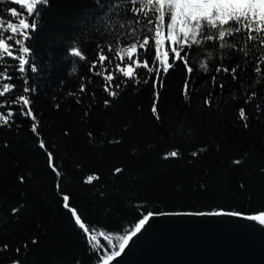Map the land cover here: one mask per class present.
<instances>
[{"label": "trees", "instance_id": "trees-1", "mask_svg": "<svg viewBox=\"0 0 264 264\" xmlns=\"http://www.w3.org/2000/svg\"><path fill=\"white\" fill-rule=\"evenodd\" d=\"M113 2L48 0L39 17V27L30 41L39 71L26 75L38 89L31 96L32 108L40 121L38 136L53 153L62 173L60 193L47 154L30 130L31 121L15 116L11 128H0V247H9L0 252V264L12 259L20 264L100 263L89 250L82 230L74 224L71 212L63 208L62 194L69 196L71 208L77 210L90 230L112 238L113 244H108L98 236L101 250L107 247L108 254L119 249V237L131 232L149 212L223 209L264 213V174L260 172L264 168V113L255 112L257 100L244 103L246 89L257 91L259 102H264V83L252 87L256 79L253 64L247 65L246 72H238L236 81L220 73L212 105L206 108L203 98L213 91L211 76L216 75L219 59L210 63L209 73L205 74L198 68L200 57H190L195 69L190 100L181 94L185 72L178 63L160 89L159 122L150 111L154 99L151 82L139 86L129 82L113 98L102 90V77L92 76L91 83L87 79L84 82L88 93L95 92L94 101L84 94L82 103L76 104V97L68 95L79 88L81 76L91 75L88 69L96 58V45L114 58L120 46L118 36L131 43V28L135 27L138 35L143 30V25L132 24L124 15H112L109 20ZM11 7L19 5L0 0V17L9 18L6 9ZM243 35L237 37L240 46ZM109 43L113 45L112 53L107 52ZM73 44L82 47L88 57L77 64L76 73L71 72L72 58L67 54ZM243 60V54H233L232 60L224 63L231 68L239 62L243 68ZM117 62L113 59L111 65L107 61L105 64L111 70ZM137 75L145 78L146 70L137 69ZM12 83L19 85L14 95L22 94L23 81L15 79ZM219 83H224L222 93ZM106 99L110 100L107 108ZM241 107L248 116L247 129L239 120ZM85 111L89 112L87 116ZM65 129L69 135H64ZM109 140L121 142L109 144ZM5 141L7 148L3 147ZM200 148L206 151L191 157L190 153ZM173 150L180 152L179 158H163ZM234 159H242L243 163L233 165ZM117 168L122 172L113 175ZM93 174L100 179L90 185L84 183ZM21 175L25 177L23 184L18 179ZM20 203L24 207L18 217L12 216L11 208ZM33 239L37 243L33 244Z\"/></svg>", "mask_w": 264, "mask_h": 264}, {"label": "snow or ice", "instance_id": "snow-or-ice-1", "mask_svg": "<svg viewBox=\"0 0 264 264\" xmlns=\"http://www.w3.org/2000/svg\"><path fill=\"white\" fill-rule=\"evenodd\" d=\"M19 8H7L9 18L0 17V128H11L15 123L14 117L17 115L23 116L31 121L30 130L34 135L38 136V128L40 121L32 108L33 94H37L38 89L34 84H30L27 78V73H37L39 67L33 59L30 41L32 35L39 27V17L42 15L43 9L48 6V0H12ZM124 11H121V8ZM109 14L107 18L110 20L112 15L120 17L124 15L131 21L132 24L143 25V30L138 35L135 27L131 28L130 37L131 43L127 40H122L117 37V43L120 45L116 49L114 58H110L105 54V50L100 45H96V58L91 61L88 69L91 74L87 78L81 76L79 88L76 92H70L69 96H75V103H82V96L88 94L93 101L95 100V92L88 93L85 79L88 83L92 82V76L102 77V90L109 97L119 95V89L123 85L127 87L129 82L134 86L141 84H152L154 99L151 105V114L157 122L161 120L158 111V102L160 99V89L164 87V80L170 70L177 67L179 63L185 76L181 86V94L186 100H190L192 86L191 77L194 72L193 62L190 57L199 56L198 68L203 70L205 74L209 73L210 63H216L217 58L219 63H216L215 73L211 76L213 91L203 98V104L206 108L212 105V96L217 86V77L220 73H225L231 76L233 81L238 79V72L247 71V65L253 64L252 73L255 75V83L253 88L259 87L264 83V0H125L122 4L121 0H114L109 6ZM31 21V23H29ZM123 26V25H121ZM243 33V46L237 40L238 34ZM111 35V32H107ZM104 35V34H102ZM107 52H113V45H107ZM260 53L259 55L257 53ZM67 54L71 57V72H77V64L88 60L82 47L75 44L70 45L67 49ZM233 54H243L244 67L241 63H236L234 67L229 68L224 62L230 61ZM78 58V59H77ZM113 59H118L115 67L111 70L106 66L113 63ZM171 61V62H170ZM99 66V67H98ZM146 70L147 76L141 78L137 75V69ZM17 73L18 75H13ZM122 77L119 83L113 84L114 81ZM15 79H21L24 87L22 94L19 96L14 93L19 88V85L13 84ZM62 83V81H61ZM218 87L221 93L224 90V83H219ZM247 99L245 105L252 103L253 100L258 102L255 104V112L257 115L264 113V102L260 101V94L257 91L245 90ZM77 93L79 95H77ZM55 99V98H54ZM237 99L236 96L232 97ZM104 106H110V100H104ZM59 110L60 104L55 105ZM92 105H88L91 109ZM18 108L19 111H15ZM88 111L84 112L87 116ZM239 120L243 123V127L247 129L248 116L244 107L238 110ZM19 127V125H17ZM64 135H69L67 129L64 130ZM92 137V133H88ZM39 138V136H38ZM119 140H109V144H118ZM4 148L8 147L7 141L3 144ZM39 147L45 150L48 159V167L55 173L56 190L60 193V178L61 171L55 163V157L52 152H48L46 144L42 138H39ZM206 151L205 148H200L198 151L190 153L191 157L195 158L201 152ZM180 152L173 150L168 152L163 158H179ZM233 165L239 166L243 163L242 159H234ZM122 169L117 168L113 175L121 173ZM264 174V168L260 169ZM19 182L23 184L25 177L20 176ZM98 175H88L84 183L92 184L93 181H98ZM244 187L243 184L240 185ZM103 195V193H101ZM63 208L71 212L74 224L78 229L82 230L85 235V241L89 250L95 254V259L100 264H109L114 257L120 256L125 249L129 240L136 232H139L142 226L149 219V215H145L135 226V232L119 237V251H111L108 254L107 247L101 250L102 246L99 237H103L108 244H113L112 238L100 232L98 235L94 233L85 222L77 210L71 208L70 198L67 194H62ZM24 205L20 203L18 206L11 208V215L18 217ZM211 215H240L239 212L209 213ZM248 219L258 221L264 225V213L260 215H250ZM32 243H37L36 239ZM114 246V245H113ZM27 248V244L24 245ZM9 247L4 244L0 247V252L8 251ZM19 253L20 249L17 248ZM9 264H20L19 260H9Z\"/></svg>", "mask_w": 264, "mask_h": 264}, {"label": "water", "instance_id": "water-1", "mask_svg": "<svg viewBox=\"0 0 264 264\" xmlns=\"http://www.w3.org/2000/svg\"><path fill=\"white\" fill-rule=\"evenodd\" d=\"M218 211L233 213L149 212L140 231L109 264H264V225L248 219L261 213L209 214Z\"/></svg>", "mask_w": 264, "mask_h": 264}, {"label": "bare ground", "instance_id": "bare-ground-1", "mask_svg": "<svg viewBox=\"0 0 264 264\" xmlns=\"http://www.w3.org/2000/svg\"><path fill=\"white\" fill-rule=\"evenodd\" d=\"M135 226H136V225H135ZM132 230H133V229H132ZM129 233H130V232H129ZM129 233H128V234H129ZM118 250H119V249H118ZM118 250H117V251H118Z\"/></svg>", "mask_w": 264, "mask_h": 264}]
</instances>
